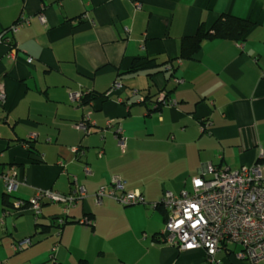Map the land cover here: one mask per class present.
Returning a JSON list of instances; mask_svg holds the SVG:
<instances>
[{"label":"crops","instance_id":"obj_1","mask_svg":"<svg viewBox=\"0 0 264 264\" xmlns=\"http://www.w3.org/2000/svg\"><path fill=\"white\" fill-rule=\"evenodd\" d=\"M222 13L254 21L243 42L205 40L194 59L176 62V77L155 68L119 75L136 56L177 57L181 37ZM1 33L0 173L16 179L20 198L40 188L76 193L82 186L85 194L67 213L64 204L46 202L37 217L4 215L0 177V264H251L226 248L210 261L203 248L164 241L167 210L150 204L161 203L166 189L190 187L209 161L238 169L264 152V0H0ZM117 80L122 87L111 90ZM166 89L176 104L157 108L153 100ZM74 91L107 95L72 103ZM115 176L144 202L126 206L104 196L98 203ZM60 215L69 222L43 234L37 223ZM88 216L93 226L77 222Z\"/></svg>","mask_w":264,"mask_h":264},{"label":"built area","instance_id":"obj_2","mask_svg":"<svg viewBox=\"0 0 264 264\" xmlns=\"http://www.w3.org/2000/svg\"><path fill=\"white\" fill-rule=\"evenodd\" d=\"M139 6L137 3V7ZM40 19L45 20V15L40 14ZM17 28L15 25L13 30ZM6 38V35L0 34V42ZM121 87L122 84L116 82L111 90ZM133 93H138V90L133 89ZM80 97L81 92L79 91L70 93L72 101H79ZM5 99V91L1 89L0 101L4 102ZM161 100L163 97L160 98ZM165 104L173 106L176 101L171 100ZM107 122V125L111 126L113 119H108ZM77 126L84 130L89 129L87 123H79ZM116 135L122 149L125 148V137L121 124L116 128ZM79 149L75 147V151ZM263 155L264 152L261 149L260 156ZM85 169L87 172L90 171L88 165ZM263 169L264 163L230 169L229 167H217L209 161L205 164L203 174L192 177V191L183 190L175 194L173 191L166 190L161 203L168 209V218L162 231V239L180 249L203 248L210 261L221 248H226L238 258H247L251 264H259L264 260ZM205 173L210 176L204 177ZM0 177L4 182L7 195L13 193L17 187L16 179L10 172H3ZM112 182L113 187L108 191L102 188L96 194L98 203L104 196L115 198L126 206L144 202L143 193L137 189H127L122 178L115 176ZM74 192L76 193L73 195H63L57 190L38 189L29 197L28 209L39 216L45 201L67 202L69 204L64 208V212L67 213L70 204L76 201L77 197L85 194L82 186H78ZM22 203L23 201L14 199L13 205L17 211ZM157 205L156 202L150 204L152 208ZM8 212L4 211V215ZM90 222L88 218L80 220L83 224ZM29 242V239L22 240L15 244L14 248L22 249Z\"/></svg>","mask_w":264,"mask_h":264},{"label":"trees","instance_id":"obj_3","mask_svg":"<svg viewBox=\"0 0 264 264\" xmlns=\"http://www.w3.org/2000/svg\"><path fill=\"white\" fill-rule=\"evenodd\" d=\"M139 5H140V3H139ZM140 7H141V5L139 7H137V8H140ZM84 14L85 13H83L81 15V17L78 19V21H83L84 19H86L84 17ZM254 26H255V23L250 18H244V17L236 16V15H233L231 13H222V14H220L217 17V19L211 25H207L205 22H202L199 25V27L197 28V30H196V32L194 34L185 35V36L181 37L179 54H178L177 57L169 58V59H167L164 62H160V61L157 60V58H151V57H148V56H136L133 59L129 69L127 71L121 73V74L119 73V75L129 74V73L130 74H136V73H138L140 71H143V70H151V69L155 68L159 72L160 71L164 72V73L168 72V74H167L168 78L176 77V71L178 69V66L176 65V62L182 61V59H194L195 56L201 50L202 44H203V42L205 40H207V39H231V40H236V41L243 42L244 39L246 38V36L254 28ZM6 34L7 33H5L4 35H6ZM149 75H152V72H150ZM116 82H120V81L117 80ZM115 83H114V85H115ZM114 85H113V87H114ZM79 92H81L80 100L79 101H77V100L72 101V99L70 98L72 103L73 102L76 103V102H80V101L82 103H85V102H88V101L95 100L98 97H105L107 95V91L103 92V93H94V92H90V93L87 92L86 93L84 91H79ZM170 92H171V89H166V92L164 91L161 94L158 93L159 95L157 96V98L155 100H153L155 102V105L157 106V108H159L162 104L168 103V102H170L172 100V99L168 98L170 96ZM133 94H136V95L139 94V90H138V93H133ZM155 94L151 93V96H150V94H148L149 96L141 95V99H139V100L145 101V99L152 98V96H154ZM69 97H70V95H69ZM161 97H163V100L160 101ZM29 148H30V150L32 149L31 147H29ZM32 162L35 163V162H38V160L37 159H33ZM259 163H264V155L260 156L258 161L256 163H254V164H259ZM216 166L218 167V165H216ZM248 166H251V165H248ZM205 174L203 175L204 177H206ZM53 190H55V189H53ZM61 193L63 195H73L74 194L73 192L72 193L61 192ZM5 194H6V196H4V203H5L6 207L4 208V211H9V212H13L15 210L17 211V209L13 205L14 204V199L15 200L19 199V200L23 201V203L21 205V208L19 209V211H17V213H21V211L24 212L26 210H29L28 209L29 198L28 199L20 198V197L14 196L13 193H11L10 195H7V193L5 192ZM46 202H48V201H45L43 203V205ZM76 202H77V200L74 201L73 203H71L70 205H74ZM54 203H62V204H64V208H65V206H67L69 204L67 202H54ZM156 207L164 208V205L162 203H158V205ZM42 209H43V206H42ZM166 210H167V212H166L167 213L166 214V220H167V218H168V209H166ZM33 215L35 217H37L34 213H33ZM61 219H63V220L61 221ZM88 219L91 220V222L90 223H86V225L88 224L90 226H93V223H92L93 222L92 221L93 218L88 216ZM80 220L81 219H78L77 222L80 223ZM68 222H69V218H68L67 215H64V216L60 215L58 217H53L51 219L50 224L37 223V226L38 227L39 226H43L42 232H43V234H46V233H48L50 231L51 226H57L58 228H62ZM55 264H59V262L55 261ZM78 264H85V261L81 260V261L78 262Z\"/></svg>","mask_w":264,"mask_h":264},{"label":"rangeland","instance_id":"obj_4","mask_svg":"<svg viewBox=\"0 0 264 264\" xmlns=\"http://www.w3.org/2000/svg\"><path fill=\"white\" fill-rule=\"evenodd\" d=\"M190 184H191V183H190ZM190 187H191V188H190ZM190 187H186V189H183V190L192 191V185H190ZM183 190H182V191H183ZM182 191H180V192H182ZM180 192H179V193H180ZM128 241H129V238H126L125 241H124V243L126 244ZM193 249H195V248H193Z\"/></svg>","mask_w":264,"mask_h":264},{"label":"bare ground","instance_id":"obj_5","mask_svg":"<svg viewBox=\"0 0 264 264\" xmlns=\"http://www.w3.org/2000/svg\"><path fill=\"white\" fill-rule=\"evenodd\" d=\"M41 189V188H40ZM15 191V190H14Z\"/></svg>","mask_w":264,"mask_h":264}]
</instances>
